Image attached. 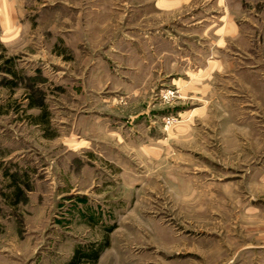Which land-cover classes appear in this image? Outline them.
Returning a JSON list of instances; mask_svg holds the SVG:
<instances>
[{"label": "rangeland", "instance_id": "obj_1", "mask_svg": "<svg viewBox=\"0 0 264 264\" xmlns=\"http://www.w3.org/2000/svg\"><path fill=\"white\" fill-rule=\"evenodd\" d=\"M41 2L16 0L0 44V264L93 243L96 264H264V7L228 17L238 36L204 92L108 50L89 81Z\"/></svg>", "mask_w": 264, "mask_h": 264}, {"label": "crops", "instance_id": "obj_2", "mask_svg": "<svg viewBox=\"0 0 264 264\" xmlns=\"http://www.w3.org/2000/svg\"><path fill=\"white\" fill-rule=\"evenodd\" d=\"M206 1L42 0L37 13L42 18L43 31L53 36L54 44L70 50L76 64L80 60V64L90 66L85 71L89 81H93V75L102 81L99 85L103 84L105 79L97 67L107 60L112 63L113 59L105 55L108 50L126 67L137 66L139 75H179L173 79L175 82L185 75L190 86L205 92L213 75L226 71L228 65L221 54L227 40L238 36L239 29L227 23L228 17L241 15L245 9L263 12L264 7V0H216V11L223 13L218 18L224 19L217 24L212 22L215 16L209 13L213 10L206 8ZM15 2L0 0V44L8 33L13 39L18 35L19 27L13 21ZM244 2L250 3V8L243 9ZM112 40L115 49L111 47ZM106 42V48H99Z\"/></svg>", "mask_w": 264, "mask_h": 264}, {"label": "trees", "instance_id": "obj_3", "mask_svg": "<svg viewBox=\"0 0 264 264\" xmlns=\"http://www.w3.org/2000/svg\"><path fill=\"white\" fill-rule=\"evenodd\" d=\"M106 244L93 243L86 247L74 248L67 264H96Z\"/></svg>", "mask_w": 264, "mask_h": 264}]
</instances>
